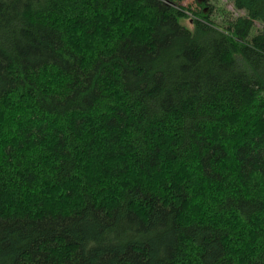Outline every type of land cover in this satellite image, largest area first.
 I'll return each mask as SVG.
<instances>
[{"label":"trees","instance_id":"1","mask_svg":"<svg viewBox=\"0 0 264 264\" xmlns=\"http://www.w3.org/2000/svg\"><path fill=\"white\" fill-rule=\"evenodd\" d=\"M185 1L0 0V264H264V0Z\"/></svg>","mask_w":264,"mask_h":264},{"label":"rangeland","instance_id":"2","mask_svg":"<svg viewBox=\"0 0 264 264\" xmlns=\"http://www.w3.org/2000/svg\"><path fill=\"white\" fill-rule=\"evenodd\" d=\"M212 2V1H211ZM217 7L219 10H225L226 12L234 15V16H241L242 12H237L234 10L233 5L229 0H216ZM183 6H191L194 10L198 9L199 6L197 5L196 1L193 0H186L183 4ZM260 28H264V26H259Z\"/></svg>","mask_w":264,"mask_h":264}]
</instances>
